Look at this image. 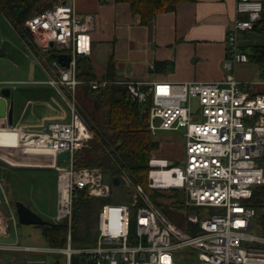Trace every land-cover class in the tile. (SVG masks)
<instances>
[{"label": "built area", "instance_id": "built-area-1", "mask_svg": "<svg viewBox=\"0 0 264 264\" xmlns=\"http://www.w3.org/2000/svg\"><path fill=\"white\" fill-rule=\"evenodd\" d=\"M76 1H61L31 15L24 25L26 36L21 37L39 61L49 64L51 72L46 82L65 100L70 119L32 128L10 123L7 115L0 116L1 160L57 171V214L52 222L67 223V245L38 247L21 245L17 240L0 242V251L23 254L5 264H47L45 258L38 257L41 252L54 258L62 254L64 264H71L72 255L78 253L88 254L95 264H264V236L252 232L256 229V207L251 202L255 188L264 184V165L260 163L264 156V91L255 89L259 83L240 80L235 70L238 64L249 61L241 36L253 29L264 3L236 0V17L226 37L223 79L171 82L80 79L78 59L92 53L96 20L91 13L79 14ZM50 48L70 54L68 65L57 59L49 61L46 52ZM14 83L0 80V96L5 86L15 87ZM114 83L125 84L129 97L148 111L152 133H182L184 158H151L147 184L185 193V205L197 208L189 214L188 227L172 221L145 185L134 182L127 173L116 175L123 177L129 200L115 202L102 167L75 165V154L90 148L96 136L78 110L79 87L88 84L99 89ZM62 151L68 152L67 159L58 158ZM152 159H164L166 163L153 165ZM154 170L171 171L162 174L165 185L156 184ZM82 189L92 196H110L111 200L99 211L97 244L76 248L71 242L73 204ZM11 222L16 226L18 216L0 176V235L9 236Z\"/></svg>", "mask_w": 264, "mask_h": 264}, {"label": "rangeland", "instance_id": "rangeland-1", "mask_svg": "<svg viewBox=\"0 0 264 264\" xmlns=\"http://www.w3.org/2000/svg\"><path fill=\"white\" fill-rule=\"evenodd\" d=\"M51 1L56 3L61 0H42V6H46ZM261 41V37L258 34L251 32L244 39V49L249 50L251 44ZM235 70L238 78L259 83L255 85L256 88L259 85L264 86V77L260 76L259 68L255 63L251 61L240 63ZM46 76L43 64L37 60L36 55L24 44L7 16L0 11V79L33 80ZM12 85H15V87H11L12 95L8 97V100L9 104L13 103V119L18 125L37 128L39 125L50 121H68L70 119V110L65 100L50 84L17 81ZM83 92L84 87L78 90V110L84 114L90 126L92 124L96 125L105 135H110L111 131L105 127L109 95L102 96V104L97 106L95 97L91 94L84 95ZM194 104L195 101L192 102V105ZM152 137L160 143V146L152 152L151 158L165 157L173 160H182L184 158L185 139L180 131L157 130L152 133ZM13 162L15 163V161ZM6 163L9 168L15 167L10 169L9 192L6 191L7 182L3 181V187L6 189L8 198L10 199V196H12L14 200V208L15 201L22 200L45 219L52 221L57 214V171L49 167ZM165 163L166 160L164 159H152L153 165H164ZM102 168L104 179L112 187L110 194L112 200L115 202H127L129 200L128 187L126 185L113 184L114 175L111 163L109 161L106 162ZM153 172L157 185H165L166 181L162 178V174L169 175L171 173L170 170ZM160 190L167 194H174H165L158 197L159 202H161L159 206L163 212L179 226H189V214L196 212L197 208L185 205V193L179 189ZM151 197L153 198L152 195ZM102 205L103 203L100 202L96 205L91 221V230L94 229L93 231L95 235L97 234V238V210L98 208L101 209ZM9 231V236L0 235V242L11 243L17 240V243L21 245L38 247H47L49 245L41 226L24 224L18 220L16 226L11 222ZM252 232L256 233V229L254 228ZM22 256L21 252L0 251V263L5 264L13 257L21 258ZM32 257L35 256L33 255ZM38 257L45 258L48 264H52L54 259V256L47 252L39 253ZM62 263H64L63 256Z\"/></svg>", "mask_w": 264, "mask_h": 264}, {"label": "crops", "instance_id": "crops-1", "mask_svg": "<svg viewBox=\"0 0 264 264\" xmlns=\"http://www.w3.org/2000/svg\"><path fill=\"white\" fill-rule=\"evenodd\" d=\"M75 7L79 14L91 13L96 20L92 53L84 56L93 78L183 82L225 77L226 37L236 17V0L179 2L175 9L160 12L145 24L126 1L77 0ZM247 37L241 36L242 46ZM43 66L46 77L0 80L47 83L51 69L48 63ZM263 88V85L255 87Z\"/></svg>", "mask_w": 264, "mask_h": 264}, {"label": "trees", "instance_id": "trees-1", "mask_svg": "<svg viewBox=\"0 0 264 264\" xmlns=\"http://www.w3.org/2000/svg\"><path fill=\"white\" fill-rule=\"evenodd\" d=\"M126 1L130 4L133 13L139 14L141 22L147 23L155 18L160 12L175 9L179 2L190 0H115ZM61 1L54 3L51 1L46 6H42V0H0V11L4 13L20 37L25 38L24 25L26 20L33 14L46 8L54 7ZM254 32L261 37V42L250 45L246 50L249 61L255 63L260 71V76L264 77V9L261 17L256 21L255 26L249 32L242 35L247 37V33ZM244 45L242 48L244 49ZM56 48H50L47 58L53 60V53ZM245 50V49H244ZM87 58L78 59L77 76L80 79H92L88 68ZM112 66L110 63L109 68ZM84 87V95L91 94L95 97L97 106L102 104V96L108 97V110L105 127L111 131L110 135H105L96 125L90 127L96 136L91 147L83 149L75 154L74 163L76 166H98L103 167L109 161L113 166V175L127 173L134 182L142 183L153 196L154 201L160 205L158 197L165 195L160 189L150 188L147 184L149 160L152 152L159 148L160 143L152 137V132L148 125V111L141 109L140 105L129 97L128 87L125 84H110L107 87L93 89L88 84L80 85ZM258 91H264L260 89ZM90 125V124H89ZM96 143V145H95ZM260 163L264 165V156ZM7 163L0 159L2 168V181L6 184V191L9 192L11 181L10 169ZM155 171V170H154ZM166 172V171H165ZM168 172V171H167ZM156 174V173H155ZM152 177H155L152 171ZM174 195V194H167ZM10 202L14 204L12 196ZM110 196H92L87 190H79L73 204V225H72V246L76 248L90 247L97 244V234L91 230L92 216L96 210V205L110 200ZM176 202V201H174ZM256 207V232L264 236V184L254 190L251 199ZM100 209L97 210V225ZM188 227V226H187ZM44 236L49 245L64 247L67 245L68 225L62 223H49L41 226ZM62 254L54 258L52 264L62 263ZM55 261V262H54ZM48 264V263H47ZM71 264H95L86 253L73 254Z\"/></svg>", "mask_w": 264, "mask_h": 264}, {"label": "water", "instance_id": "water-1", "mask_svg": "<svg viewBox=\"0 0 264 264\" xmlns=\"http://www.w3.org/2000/svg\"><path fill=\"white\" fill-rule=\"evenodd\" d=\"M50 45L53 47L54 43L51 42ZM53 56L57 58V60L62 65H68L69 61L71 60V55L68 53H58L54 52ZM12 95V90L10 87H4L1 91L0 96V116L7 115L9 118L10 123H13V103L7 105V98ZM69 157V154L67 151H62L58 153L59 159H67ZM171 162V161H170ZM2 175V168L0 166V176ZM124 182V179L120 175H114L113 177V184L115 185H122ZM15 208L16 213L18 216V220L21 223L24 224H33L37 226H42L45 224L52 223V221L45 219L41 214L36 212L34 209H32L30 206H28L24 201L22 200H16L15 201Z\"/></svg>", "mask_w": 264, "mask_h": 264}]
</instances>
